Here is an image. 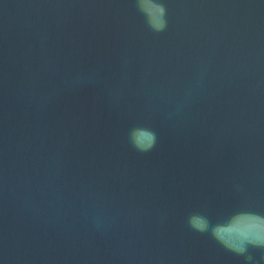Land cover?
Here are the masks:
<instances>
[{
	"label": "water",
	"instance_id": "1",
	"mask_svg": "<svg viewBox=\"0 0 264 264\" xmlns=\"http://www.w3.org/2000/svg\"><path fill=\"white\" fill-rule=\"evenodd\" d=\"M259 241L264 0H0V264H264Z\"/></svg>",
	"mask_w": 264,
	"mask_h": 264
},
{
	"label": "clouds",
	"instance_id": "2",
	"mask_svg": "<svg viewBox=\"0 0 264 264\" xmlns=\"http://www.w3.org/2000/svg\"><path fill=\"white\" fill-rule=\"evenodd\" d=\"M259 243H264V241H259ZM240 251L242 252L243 251V248H241Z\"/></svg>",
	"mask_w": 264,
	"mask_h": 264
}]
</instances>
